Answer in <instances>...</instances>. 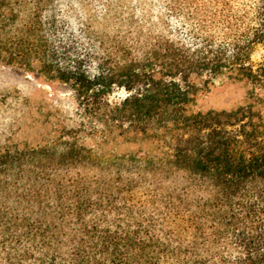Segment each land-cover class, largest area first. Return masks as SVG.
Returning <instances> with one entry per match:
<instances>
[{
    "label": "trees",
    "instance_id": "obj_1",
    "mask_svg": "<svg viewBox=\"0 0 264 264\" xmlns=\"http://www.w3.org/2000/svg\"><path fill=\"white\" fill-rule=\"evenodd\" d=\"M102 2L0 0V64L44 95L0 138V264H264V95L198 103L263 81L264 0H168L183 36L95 29Z\"/></svg>",
    "mask_w": 264,
    "mask_h": 264
},
{
    "label": "rangeland",
    "instance_id": "obj_2",
    "mask_svg": "<svg viewBox=\"0 0 264 264\" xmlns=\"http://www.w3.org/2000/svg\"><path fill=\"white\" fill-rule=\"evenodd\" d=\"M101 4V8L98 6L94 14L95 17L90 20L93 28L100 31L127 28L128 16L133 13L146 26L165 30L163 32L169 30L175 36L184 35L183 23L169 11L171 4L168 0H103ZM88 16L89 14L82 16L84 22H89ZM250 62L254 66L264 63V40L251 48ZM25 77L30 78L16 69L0 64V138L10 132L19 138L35 134L28 128V118L37 112L44 95L40 91H33L31 82ZM254 87L264 95V79L261 84H253L246 80L217 77L207 95L201 96L198 103L204 109H232L241 105Z\"/></svg>",
    "mask_w": 264,
    "mask_h": 264
}]
</instances>
